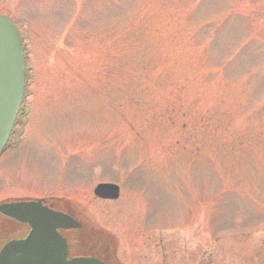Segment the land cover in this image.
Returning a JSON list of instances; mask_svg holds the SVG:
<instances>
[{
    "label": "rangeland",
    "instance_id": "1",
    "mask_svg": "<svg viewBox=\"0 0 264 264\" xmlns=\"http://www.w3.org/2000/svg\"><path fill=\"white\" fill-rule=\"evenodd\" d=\"M0 15L31 106L8 184L120 187L112 202L46 193L77 202L75 252L264 264V0H0Z\"/></svg>",
    "mask_w": 264,
    "mask_h": 264
},
{
    "label": "water",
    "instance_id": "2",
    "mask_svg": "<svg viewBox=\"0 0 264 264\" xmlns=\"http://www.w3.org/2000/svg\"><path fill=\"white\" fill-rule=\"evenodd\" d=\"M25 82L23 46L13 22L0 15V153L11 132ZM94 195L102 199H116L117 187L98 185ZM28 204H0V214L15 217L14 210ZM36 222V223H35ZM31 224V231L22 240L11 241L0 250V264H106L92 257H74L67 260V247L59 230H78L81 224L60 213L46 211Z\"/></svg>",
    "mask_w": 264,
    "mask_h": 264
},
{
    "label": "flooded vegetation",
    "instance_id": "3",
    "mask_svg": "<svg viewBox=\"0 0 264 264\" xmlns=\"http://www.w3.org/2000/svg\"><path fill=\"white\" fill-rule=\"evenodd\" d=\"M31 106L25 105V100L21 102V106L18 111V115L15 118L14 125L12 127L11 133L7 140V143L0 154V163L3 165L6 159H8V155L11 150H17L18 147L22 144L26 131L25 128L28 124L29 118V109ZM21 126H20V125ZM18 125L20 126L18 128ZM18 128V130H17ZM59 155V161H62L60 165L61 169H66L70 167L73 163V155L65 154L66 156ZM0 165V166H1ZM1 169L6 174L8 178L6 180V191L5 193L11 194V196L4 199V201H0V204H18V203H30L31 207L21 209L19 212H15L16 216H20V214H24L25 216L39 215L42 212L49 211L54 213H60L68 216L69 218L78 221L83 217L80 212L77 202L73 197H67L60 193L58 196H51L50 194H46L47 192L57 191L58 189H66V191L71 192V194L77 196L79 192H83L85 190L91 189V195L93 198L102 201V202H112L115 201L119 197L120 187L118 186V196L116 199H101L97 198L94 195V188L90 185L85 188H80L77 185H71L67 188L66 184H60L55 186L53 190H49V187H46L44 183L35 182L33 184H21L17 185L15 188H12L8 183L10 181L7 176V171L4 170V167L1 166ZM100 184H114L111 182L100 183ZM98 185V184H97ZM116 185V184H115ZM26 186V187H25ZM10 189V191L8 190ZM14 189V190H11ZM56 189V190H55ZM49 190V191H48ZM48 195V196H46ZM67 195V194H66ZM15 215V214H14ZM34 223V222H33ZM82 228V226H81ZM81 228L79 230H81ZM31 230V226L28 223L19 222L13 218H9L0 214V250L1 248L10 241H18L25 238ZM79 230H57L58 234L64 239L66 247H67V260L77 257V256H92L96 257L106 264H118V261L115 260L113 256L111 246L108 243V240L103 245L100 244H91L84 250L83 253L75 252L78 248V241L76 240V233ZM106 237H110L107 234ZM80 250V249H79Z\"/></svg>",
    "mask_w": 264,
    "mask_h": 264
}]
</instances>
